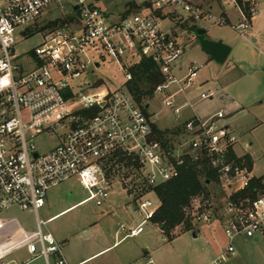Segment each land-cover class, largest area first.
<instances>
[{"label": "built area", "instance_id": "1", "mask_svg": "<svg viewBox=\"0 0 264 264\" xmlns=\"http://www.w3.org/2000/svg\"><path fill=\"white\" fill-rule=\"evenodd\" d=\"M70 1L71 14L67 12ZM126 1L142 6L151 0ZM102 3L0 0V218L14 209L32 213L37 222L27 244L32 259L68 264L62 246L44 232L46 222L40 220L52 188L78 178L90 195L83 203L96 201L103 206L114 183L109 163L118 152L139 163L142 182L151 187L176 179L187 158L195 162L207 158L218 177L216 198L211 196L218 207L199 213L195 221L209 225L217 219L228 240L224 251L208 264H225L235 255L239 238L264 242V196L251 198L248 194L253 176L245 162L234 160L242 158L235 152L239 138L223 123V111L183 120V109L190 104L178 106L175 97L183 89L173 92L171 87L193 85L204 66L192 65L186 75L177 77L178 72L183 73L181 68L177 70V63L184 45L164 30L156 13L181 6L195 21L213 16L186 0L151 1L152 8L144 6L141 12L128 16L113 13L112 6L102 9ZM257 15L254 2L251 18ZM243 17L244 22L236 28L246 33L251 21ZM60 19L68 21L62 27L44 30L49 22ZM216 20L226 24L223 18ZM37 33L43 34L41 46L18 53L19 37L27 39ZM107 59L115 61L126 78L125 86L116 92L101 80H90ZM144 60L155 63L165 79L155 91L173 110V128L184 127L181 143L174 144L172 150L154 140L157 116L144 110L127 85L133 80L132 70ZM201 99L211 96L202 93ZM146 105L150 107L149 102ZM43 136L57 137V146L39 152L34 141ZM152 206L145 201L138 208L145 221L157 211H149ZM143 224L126 237L141 235ZM120 231L126 232L123 227ZM0 264L10 263L0 256Z\"/></svg>", "mask_w": 264, "mask_h": 264}, {"label": "rangeland", "instance_id": "2", "mask_svg": "<svg viewBox=\"0 0 264 264\" xmlns=\"http://www.w3.org/2000/svg\"><path fill=\"white\" fill-rule=\"evenodd\" d=\"M102 1L103 3L100 4L102 9H109L112 6L110 10L113 13L123 14L127 11L126 0ZM151 1L156 2L157 0ZM186 1L213 16L211 19L203 16V20L196 21L197 28L206 30L208 38L213 41H222L232 49L240 44H245V46L236 48L237 50L231 53L228 62L225 65H220L203 52L196 39V32L189 30L188 23L191 20V15L188 12L184 11L181 6L163 9L159 17L164 30L184 45L185 49L177 63V70L181 68L183 73L178 72L177 77L181 78L186 75L192 65L204 66L199 71L193 85L187 86L182 83L171 87L173 92L180 88L183 89V93H179L175 97L177 105L183 106L189 102L190 106L183 109L182 114L185 118L193 117L195 114L206 117L223 111L226 116L223 123L231 126V130L238 136L239 142L243 146L254 143L253 149L256 150L254 136L256 137V133L263 135V131L261 132L260 129L251 130L256 125L254 116L258 110L256 109L257 105H246L245 103L244 106L248 108L246 112L240 107L232 105L223 93V87H228V93L234 95L238 91L244 97L246 95L244 89L255 86L257 74L262 76L264 69L262 57L252 49L253 33L248 30L247 34L242 36L243 31L236 28L244 22V17L232 0ZM255 3L259 16H254L252 20L255 18L260 25L264 16V0H255ZM70 6H73L71 1L67 6L69 14H71ZM139 12L134 10L132 14ZM225 15L228 16L229 21L226 20ZM218 18L226 20V24L220 25L216 20ZM244 38L246 39L244 40ZM43 42V34L37 33L27 39L19 37L16 50L20 54H25L40 47ZM235 59L241 61V68L247 77L232 86L237 75H235L236 72L230 71L229 62L235 61ZM90 80H101L105 87L112 92L122 89L126 84V78L118 64L109 59L95 70V74L90 75ZM202 93L213 96V99H201ZM163 100L162 95H157L155 91L153 100L149 101L148 111L157 116V128L165 131L172 129L176 122L173 110H170ZM179 142L181 143V138H178L175 144ZM34 144L39 152L45 153L54 149L58 140L55 136H43L36 139ZM181 151L182 149L179 148L178 154H181ZM109 168L112 170L114 183L103 206H98L96 201L77 205L90 196L78 178L66 181L52 188L48 193L47 204L40 211L42 221L77 205L68 212L57 216L43 228L45 233H51L56 238L61 234L73 237L71 246L66 250L67 257L74 258L79 254L83 255L102 247H111L95 257L94 261L91 260L84 264H132L133 262L143 264L148 259V252L154 264H208L224 251L228 240L217 219H214L209 225L197 224L194 220L196 232H178L172 238L167 236L153 221H145V214L138 209L141 202L150 201L153 204L149 209L151 211L159 208L160 200L155 193H150L142 200L135 202L134 187L137 188L142 183L140 169L132 164L119 166L112 165V163L109 164ZM253 175L264 176V158L262 156H257V160H255ZM211 194L215 199L217 192L213 187ZM217 207L215 200H212L211 209H217ZM204 209L203 206L196 208L191 214V218H196L199 213L205 211ZM141 224H143L144 230L141 235L126 237L131 230ZM121 227L126 232H121ZM181 229L183 226L178 231ZM194 233H196V238L193 236ZM115 243L118 244L113 246ZM235 248V255L225 264H264L263 241L255 242L253 239L239 238L235 241ZM21 258V254L15 253L10 256L9 260L19 261Z\"/></svg>", "mask_w": 264, "mask_h": 264}, {"label": "trees", "instance_id": "3", "mask_svg": "<svg viewBox=\"0 0 264 264\" xmlns=\"http://www.w3.org/2000/svg\"><path fill=\"white\" fill-rule=\"evenodd\" d=\"M239 10L251 21V8L254 0H234ZM144 6L146 8H152L153 5L150 2H146L142 6L135 2L127 4V11L123 16H128L133 11H141ZM161 11H157V15H161ZM188 23L189 30L195 32L193 29L196 26V21L190 18ZM68 20H56L49 22L44 30L49 31L58 27H62ZM207 36V35H206ZM133 80L129 82L128 88L140 104L144 105V110L147 112V102L153 100L156 87L165 82V79L161 76L158 66L150 60H144L139 66L132 70ZM184 132V127L179 126L170 130H159L157 126L153 127V138L163 144L166 150H172L174 144L178 140L179 136ZM237 162H245L249 170H251L252 164L248 157L237 159ZM116 161V162H114ZM112 165H133L137 169H140V165L137 161L127 156L123 152H118L110 160ZM111 168L109 173L111 174ZM218 177L216 172L209 165L207 158L198 162L193 161L191 158H187L184 165L180 168L179 176L169 182L160 184L155 187L146 186L140 183L137 188L134 187L135 202L141 200L144 196L155 193L159 200L160 206L157 209L155 215L151 218V221L158 227L162 228V231L169 237H173L178 232L195 231L194 226L195 218H191L193 211L199 206H203L204 210L211 209V188L213 187L218 192L217 187ZM264 193V184L262 178H253L251 181V189L248 194L251 198H256ZM183 229L178 231L180 227Z\"/></svg>", "mask_w": 264, "mask_h": 264}, {"label": "crops", "instance_id": "4", "mask_svg": "<svg viewBox=\"0 0 264 264\" xmlns=\"http://www.w3.org/2000/svg\"><path fill=\"white\" fill-rule=\"evenodd\" d=\"M257 16H259V12ZM224 17L226 18L227 21H229V18L227 15H225ZM249 31L253 33V39L251 40L253 43L252 49L256 51L262 57V61H263L262 64L264 66V16L262 17V21L260 25H258L257 20H255L254 18V20L250 22ZM246 34L247 32L246 33L242 32V36ZM245 39L246 38H244V40ZM243 46H245V44L237 45V47L235 46L232 49V52L237 50L238 47L241 48ZM240 62L241 61H239V59H235V61L229 62L230 71L236 72L235 75H237V77L234 78L235 81H233L231 84L232 86L235 85L236 83L243 81L245 77H247V74H245L241 68ZM260 75L258 74L256 75L257 81L255 82V86L249 87V88L246 87L244 89L245 90L244 93L246 94L244 97L238 91L235 92L236 94L234 95H232L231 93H228L227 91L228 87H223V93L226 99H228L232 103V105L234 106L236 105V107H240L244 111L248 109L247 107L244 106L245 103L246 105L248 104L257 105L256 109L258 110L255 113L256 116H254L256 119L254 124L256 125H254L253 129L251 130L255 131L256 129L257 130L260 129L261 132L263 131V135L262 136L260 134L257 135L256 133V137L254 136V139L256 141V150L253 149L254 143L246 144L245 146H243L239 142L235 147V152L238 157H242V158L248 157L250 159L251 164H252L250 172L253 178H262L263 184H264V176L256 177L255 175H253V170L255 168V160H257V156H262L264 158V69L262 71V76ZM211 99H213V96H211ZM196 115L197 114H195L193 117H195ZM193 117H189V118L183 117V120L186 121ZM226 125L230 126L227 123ZM83 202L84 201L78 203L77 205H82L84 204ZM75 206H72L66 210H63L60 213L56 214L55 216L43 222H46V225H47L48 223L52 222L57 216L68 212ZM36 230H37V222L35 220L34 215L30 212H22L20 210L14 209L10 212L3 214L0 218V256H2L6 260V262H9L10 264H47L45 259L43 258L32 259L27 249L29 238L36 232ZM54 239L62 246V253L68 264H84L91 260L94 261L95 257L103 254L104 252H106L107 250L111 248V247H104V248L102 247L98 250L85 253L83 255L79 254L76 257L71 258V257H67L66 250L67 248L71 246L73 237L69 235L61 234V235H58L57 238L54 237ZM255 242H258V241L255 240ZM117 244L118 243H115L113 246ZM15 253L22 255L21 260L19 261L9 260L10 256L14 255ZM147 256H148L147 257L148 259L143 264H154L153 259L150 257L149 252ZM136 263L137 262H133L132 264H136ZM103 264H108V263H103Z\"/></svg>", "mask_w": 264, "mask_h": 264}, {"label": "water", "instance_id": "5", "mask_svg": "<svg viewBox=\"0 0 264 264\" xmlns=\"http://www.w3.org/2000/svg\"><path fill=\"white\" fill-rule=\"evenodd\" d=\"M75 9L77 10L78 7ZM193 29L196 32V39L203 52L211 57L216 63L225 65L232 53V48L227 44H224L222 41H213L208 38L206 36L207 32L204 29H198L197 26H194ZM147 107L149 108V106ZM193 236L196 238V233H194Z\"/></svg>", "mask_w": 264, "mask_h": 264}]
</instances>
